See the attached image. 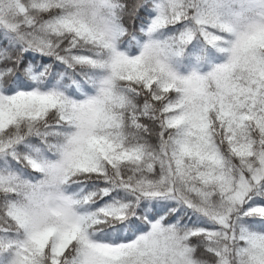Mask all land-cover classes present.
Instances as JSON below:
<instances>
[{"label":"snow or ice","instance_id":"1","mask_svg":"<svg viewBox=\"0 0 264 264\" xmlns=\"http://www.w3.org/2000/svg\"><path fill=\"white\" fill-rule=\"evenodd\" d=\"M0 264H264V0H0Z\"/></svg>","mask_w":264,"mask_h":264}]
</instances>
